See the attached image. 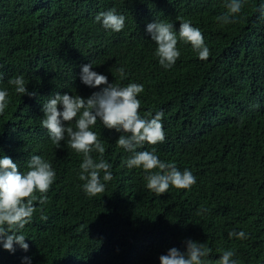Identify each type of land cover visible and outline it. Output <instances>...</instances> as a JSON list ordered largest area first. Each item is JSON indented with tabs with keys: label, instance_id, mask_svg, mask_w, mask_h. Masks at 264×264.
Wrapping results in <instances>:
<instances>
[{
	"label": "trees",
	"instance_id": "trees-1",
	"mask_svg": "<svg viewBox=\"0 0 264 264\" xmlns=\"http://www.w3.org/2000/svg\"><path fill=\"white\" fill-rule=\"evenodd\" d=\"M225 2L0 0V90L9 93L0 114V158L25 172L39 155L56 176L47 203L34 202L22 230L28 250L0 244V264H26L25 257L31 264H159L170 248L184 251L189 239L209 247L212 260L231 250L237 264H264V0H244L226 25L216 20ZM110 9L126 18L120 32L95 22ZM154 20L171 22L175 31L191 22L210 56L200 60L190 44L178 42L180 57L163 68L145 31ZM88 63L109 83L143 84L140 115L163 111L165 141L137 150L154 148L161 161L189 169L196 177L190 189L149 191L143 170L125 166L130 154L116 144L120 133L97 121L91 130L104 142L113 179L95 197L83 192L82 154L67 137L56 148L41 127V109L55 92L87 98L99 91L80 80ZM17 75L35 96L8 84ZM91 155L98 161V153ZM233 230L248 238L230 239Z\"/></svg>",
	"mask_w": 264,
	"mask_h": 264
},
{
	"label": "clouds",
	"instance_id": "clouds-1",
	"mask_svg": "<svg viewBox=\"0 0 264 264\" xmlns=\"http://www.w3.org/2000/svg\"><path fill=\"white\" fill-rule=\"evenodd\" d=\"M243 5L244 0H226V12L216 17L217 22L225 25L234 23V17L241 12ZM259 10L264 15V4ZM125 19L115 9L99 12L95 16V22L114 32L123 30ZM145 31L155 43L154 55L165 69L172 68L180 57L178 42L190 44L200 60H206L210 56L201 31L189 21L181 22L179 30L175 31L171 22L154 20L146 25ZM92 67L91 63L81 67L80 80L90 88L99 87V91L87 98L55 92L42 104L41 109V127L47 130L56 148H60L61 141L67 137V146L82 154L79 179L83 182V192L89 197H95L105 191L104 182L113 179L112 165L103 159L106 150L104 142L91 130L97 121L104 128L120 133L116 144L130 154L124 164L130 169L143 170L149 191L159 196L170 187L190 189L196 183V177L189 169L181 171L174 164L161 161L154 148L152 151L137 150L146 143L156 145L165 141L161 122L163 111H158L155 115L150 112L143 117L140 115L141 101L137 97L144 91L143 84L129 83L120 86L109 83L105 75L92 71ZM117 71L122 77L126 75L123 68ZM8 84L21 96L36 95L35 92L28 91V82L23 75L10 78ZM8 95L7 90H0V114L4 113L8 105ZM92 152L99 154L98 161L93 159ZM26 167L27 170L21 172L10 157L5 155L0 158V244L9 252H14L16 245L24 251L28 250L29 245L25 242L22 230L32 221L37 210L34 202L41 205L47 203V192L56 178L51 163L39 155H32ZM41 218L46 219L43 216ZM228 237L238 240L248 238L244 231L237 233L235 230L229 231ZM185 244L184 251L170 248L159 257V264H237L232 259L234 251H223L218 259L212 260L211 249L204 243L189 239ZM24 260L26 264H31L29 257Z\"/></svg>",
	"mask_w": 264,
	"mask_h": 264
}]
</instances>
